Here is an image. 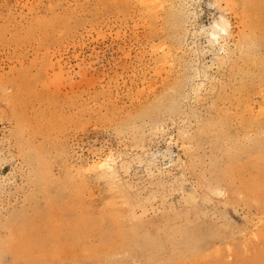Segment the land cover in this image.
I'll list each match as a JSON object with an SVG mask.
<instances>
[{
  "label": "rangeland",
  "instance_id": "rangeland-1",
  "mask_svg": "<svg viewBox=\"0 0 264 264\" xmlns=\"http://www.w3.org/2000/svg\"><path fill=\"white\" fill-rule=\"evenodd\" d=\"M0 264H264V0H0Z\"/></svg>",
  "mask_w": 264,
  "mask_h": 264
},
{
  "label": "bare ground",
  "instance_id": "bare-ground-1",
  "mask_svg": "<svg viewBox=\"0 0 264 264\" xmlns=\"http://www.w3.org/2000/svg\"><path fill=\"white\" fill-rule=\"evenodd\" d=\"M218 27V26H217ZM105 166V165H104Z\"/></svg>",
  "mask_w": 264,
  "mask_h": 264
}]
</instances>
